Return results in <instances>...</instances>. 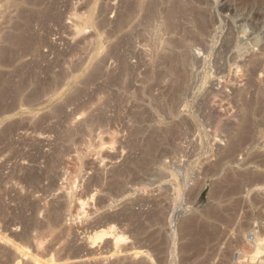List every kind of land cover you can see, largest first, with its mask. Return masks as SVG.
Listing matches in <instances>:
<instances>
[{
    "label": "rangeland",
    "instance_id": "1",
    "mask_svg": "<svg viewBox=\"0 0 264 264\" xmlns=\"http://www.w3.org/2000/svg\"><path fill=\"white\" fill-rule=\"evenodd\" d=\"M253 232L264 0H0V264H264Z\"/></svg>",
    "mask_w": 264,
    "mask_h": 264
},
{
    "label": "bare ground",
    "instance_id": "2",
    "mask_svg": "<svg viewBox=\"0 0 264 264\" xmlns=\"http://www.w3.org/2000/svg\"><path fill=\"white\" fill-rule=\"evenodd\" d=\"M203 31V30H202ZM184 43V42H183ZM185 46V45H184ZM183 46V47H184ZM183 49V48H182ZM180 52H182V51H180ZM175 54V53H174ZM196 54V53H195ZM169 56V55H168ZM172 57V56H171ZM167 58V57H166ZM180 58V57H179ZM183 58V57H182ZM182 58H180V59H182ZM185 59V58H184ZM174 61H175V59H174ZM178 62V61H177ZM181 63V62H180ZM186 63V62H185ZM181 65V64H180ZM170 66V65H169ZM177 68V67H176ZM176 68H174L175 69V72H176ZM179 68V67H178ZM181 68V67H180ZM179 68V69H180ZM182 69V68H181ZM185 70V69H184ZM182 72V71H181ZM185 72V71H184ZM178 74V73H177ZM183 76V75H182ZM184 78V77H183ZM7 91V90H6ZM9 92V91H8ZM11 93H12V91H11ZM10 96V95H9ZM231 145V144H230ZM230 149H233V148H230ZM233 151V150H232ZM111 233V231L110 230H107V231H105V232H103V234H102V236L100 237V239H102L103 238V236H107V235H109ZM248 242L247 243H249V244H252L254 247H256L255 249H261L262 248V245L264 244L263 242H264V238H261V237H259L256 233H252V234H250V235H248ZM116 244V243H115ZM247 246V245H246ZM264 246V245H263ZM243 250H245V249H243ZM250 259V258H249Z\"/></svg>",
    "mask_w": 264,
    "mask_h": 264
}]
</instances>
